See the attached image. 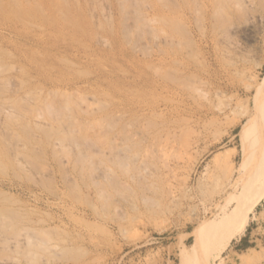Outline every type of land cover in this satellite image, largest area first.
Masks as SVG:
<instances>
[{
	"label": "rangeland",
	"instance_id": "rangeland-1",
	"mask_svg": "<svg viewBox=\"0 0 264 264\" xmlns=\"http://www.w3.org/2000/svg\"><path fill=\"white\" fill-rule=\"evenodd\" d=\"M263 87L264 0H0V264H200Z\"/></svg>",
	"mask_w": 264,
	"mask_h": 264
},
{
	"label": "bare ground",
	"instance_id": "bare-ground-1",
	"mask_svg": "<svg viewBox=\"0 0 264 264\" xmlns=\"http://www.w3.org/2000/svg\"><path fill=\"white\" fill-rule=\"evenodd\" d=\"M257 94L260 98V106L258 108L259 127L256 133V144L253 147L252 160L257 159L261 150L260 146L264 144V87L259 88ZM161 148L165 149L164 145H161ZM162 149L160 150L164 151ZM253 167H255V165H253ZM256 176L257 171L255 169L251 170L248 186H251ZM263 198L264 190H257L251 196L246 206L243 208L241 206H236L228 215L225 213V215L219 219V222H217L218 224L206 234L208 238H206L205 241L204 238L199 239L197 245L194 247V251L196 252L204 245V253L200 264H202L205 259L207 261L215 252H222L227 249L231 242L247 228L251 214L256 209L258 202ZM219 227L222 229H219Z\"/></svg>",
	"mask_w": 264,
	"mask_h": 264
},
{
	"label": "crops",
	"instance_id": "crops-1",
	"mask_svg": "<svg viewBox=\"0 0 264 264\" xmlns=\"http://www.w3.org/2000/svg\"><path fill=\"white\" fill-rule=\"evenodd\" d=\"M246 231L251 238L248 242L255 243L256 246L255 248H248L249 253L237 264H264V199L258 206L255 217ZM244 236V238L247 237V235Z\"/></svg>",
	"mask_w": 264,
	"mask_h": 264
},
{
	"label": "trees",
	"instance_id": "trees-1",
	"mask_svg": "<svg viewBox=\"0 0 264 264\" xmlns=\"http://www.w3.org/2000/svg\"><path fill=\"white\" fill-rule=\"evenodd\" d=\"M247 247H252V246H247Z\"/></svg>",
	"mask_w": 264,
	"mask_h": 264
}]
</instances>
